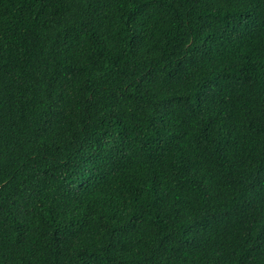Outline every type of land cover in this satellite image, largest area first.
I'll use <instances>...</instances> for the list:
<instances>
[{"label":"trees","instance_id":"1","mask_svg":"<svg viewBox=\"0 0 264 264\" xmlns=\"http://www.w3.org/2000/svg\"><path fill=\"white\" fill-rule=\"evenodd\" d=\"M0 264H264V0H0Z\"/></svg>","mask_w":264,"mask_h":264}]
</instances>
